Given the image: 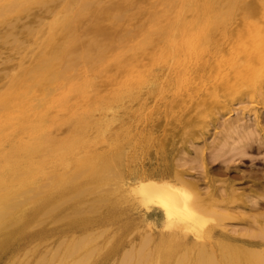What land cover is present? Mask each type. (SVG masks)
Wrapping results in <instances>:
<instances>
[{
    "label": "rangeland",
    "instance_id": "1",
    "mask_svg": "<svg viewBox=\"0 0 264 264\" xmlns=\"http://www.w3.org/2000/svg\"><path fill=\"white\" fill-rule=\"evenodd\" d=\"M0 1V8H3V6H6L9 3L11 4L13 2V0ZM43 1L49 2L51 7L50 15L49 13H41L40 11H38L39 4ZM66 1L64 2V0H21L19 1L17 7H11L10 12L0 9L1 11L3 10V12L0 13V89L3 88L2 90H0V95L3 93V96L0 97V197L2 196V199H0V213L2 210L3 213L0 215H4V217H16L20 210L30 209L32 207L31 202H33L34 199L38 196L36 194H39V192L41 191L47 190L45 188H54L48 184L50 176L52 179L54 175H57L59 172L62 174H67L71 172V169H68L69 166L66 167L59 161L52 160L49 157L46 149L33 147V145L36 144V142L38 141H43L44 144H49L51 148L56 150L59 147H56L57 144L59 145V142L62 143V141L72 136V134H74L75 132H80L83 130V150H81L83 151V161L84 159L86 160V155L96 153L97 155H99L98 158H96L95 160L96 164L102 161H106V166L105 169L103 168L104 170L101 169L103 171L100 170V178L85 181V176L91 169L88 168L87 165H84L83 162V174L85 175L83 177V190L86 189V192L84 193L83 191V194H81L80 196H72V193H70L67 188H64L66 192L60 196H57L58 199L54 201L55 204L53 203V205L55 206L53 211L51 210L49 214L46 213L44 215L45 217L48 215L52 218H56V221H58L57 223H54L51 217H49L41 224L40 222H38L39 220H41V218L36 217L33 221H31L32 223L29 224L32 225L34 224V222L37 221L36 225H32L33 228L31 226L29 227V225L25 226L26 229L31 232L39 225H43L45 228L52 230V234L46 235L40 239H29L25 243H21L19 242L18 238L15 237L14 233H16L18 229L21 228L20 226H22V223L14 220L15 222L11 224L12 226H9L8 228L6 227V229L8 230H4L3 228L2 231L4 230V232L2 233V231H0V233L3 235L2 237H9V240L8 245H5L3 247L0 246V264H39L40 262H42L41 264H55V262L57 264H118V262L119 264H134L136 258L135 260L134 258H132L126 263L122 262L121 259L123 256V252L132 248L131 242L129 241H138L139 226L135 222V220L128 213L125 212L123 204L115 203L116 197L112 196L111 198H108L111 194H106L105 189L110 186L107 184L106 185L108 187H106L105 184L103 185V179L108 178L109 182L112 183L113 181L117 180L116 178H120L121 175L126 174L131 169L138 167L141 164H147L150 159L155 160L156 157H163L168 159L167 163H169V165L189 171L188 174H190L188 175V177L191 179L198 180V187H200L202 190L207 188V181L205 178L202 179L201 176L204 169H207L209 174L212 175V177L214 176V178L216 179L215 184L219 186L221 185V183L223 184L224 180L227 178L235 179L237 182L234 187H236L238 191H242V189H245L246 193L248 192L249 188H256V185L253 186V183L259 182L261 183V185H264V178L262 177V175H264V64L258 61L257 59H247V57L253 56L260 37L264 36V1L214 0L216 3H218L217 5L219 6L218 7L214 5V9L218 7L214 10L211 7L213 6L211 5L212 0H199V5H197V0H192L191 3H188L189 0H118L123 4V10L121 12L122 14L120 17L122 19H115L114 17L103 18L97 22V25L104 32L111 34L120 33L123 30L127 32V39L126 41L115 42L116 45L115 43L113 44L110 53L112 54L113 50L114 53L105 60L98 63L99 65L97 64L96 66L99 67L94 66L96 68H99L96 69L97 71L99 70L98 72L95 69L93 70L94 67L90 68L83 66L82 68L81 66H78L77 71L75 72V75L73 77V82H75L76 84V89L74 90H71L69 88L70 78H68L67 80V76L69 77L68 72L60 73L58 70L60 68L59 65L54 64L53 62H51V64H53V69L51 67L50 71L53 70L55 74L52 72H48L49 70L46 67L44 68V66L42 65L44 63H50L47 58L50 52L55 47L63 45L64 42L62 43V41L65 40V38L67 40V37H69V35H67L66 33L68 32L67 27L69 24H72L74 17H76V14L82 9L84 12L85 6L91 2L92 4H94L93 9L91 10V17L94 18L97 11L100 9V7L104 4V1L106 0ZM156 1L157 5L159 6H155ZM194 1L196 2L195 4L198 6L197 9L193 7ZM181 2L185 4V6L183 7H186V10L181 7ZM207 2H209L210 4H205ZM223 2H225L226 4ZM222 3L224 6L222 5ZM259 4L261 5L259 6ZM155 7L157 8L158 12L156 11ZM56 8H58V10ZM53 10L56 12H53ZM14 11L16 13H14ZM28 11L30 12L28 13ZM166 11L169 13L170 16ZM198 11H202L201 14L203 16L205 15V17L203 18V16H201ZM151 12H153L154 14ZM164 14H167V16H165ZM154 17L157 18V21L159 19V21H155ZM178 17L181 18L178 19ZM52 18L57 19V23L54 25L55 28L54 26L52 27L54 29V32L53 29H51L52 31L50 30V34H46L45 29H48L47 32L49 31L50 27L48 26V21H50ZM199 19H201L202 21ZM198 21H201V23L203 24H199ZM151 23L153 24L152 26H150ZM141 25H146L145 27L147 28V31H145V27L143 28V26L141 27ZM197 25H199V27ZM31 26L34 29H32ZM178 26H180V29H178ZM9 28V31L11 32H7ZM140 28L142 30H140ZM143 29L145 31L144 34L142 32ZM30 30H32V32ZM242 30L244 31V33ZM31 33L33 35H31ZM44 33L46 34V36ZM174 34H176V36ZM216 35L219 36L217 37ZM140 37L141 39H139ZM184 37L189 38L186 39ZM191 37L195 38L190 39ZM182 39H186L187 42L190 41L189 43H191L192 45V48H189L190 50L187 49L189 46L186 44V41L185 44L184 41L182 43L183 45L181 44ZM40 41L42 42L40 43ZM169 41L170 43H168ZM173 41H176V44H174L175 42ZM171 44H173V48ZM184 45H187L188 47L185 48L186 46ZM183 46L186 51L182 49ZM36 47L38 51L36 50ZM133 50H135L136 52ZM180 50L186 52L185 56L187 57L184 56V53H179ZM187 50L191 51V53L187 52ZM129 51L130 54L128 53ZM171 51L173 52V55L171 54ZM125 52L127 54H125ZM233 54L235 55V58ZM30 56L31 59L29 58ZM174 57H178V59ZM216 60L218 62H216ZM21 61L23 62L21 63ZM231 61L233 62L231 63ZM27 62L28 64H25ZM173 62L175 63V65ZM224 62H226V64ZM39 64H42L41 68ZM169 64L172 66V68H170ZM183 64L185 65L183 66ZM181 65L183 66L185 71H183ZM18 66L22 69H19ZM179 66L182 68V70ZM250 66L254 68L253 74L249 73L248 67ZM28 68L30 69L29 71ZM167 68H170L168 72ZM88 69L89 71L91 70V73H89ZM36 70L38 71V73ZM87 71L89 73L88 75H86ZM177 71L178 74L175 73ZM24 72L30 74H25ZM58 72L59 75L61 74V76L58 75ZM22 73H24L23 77L20 76V74ZM179 73L183 75V77H179ZM62 74L63 76L67 74L65 75L66 81L65 79H63L64 77H62ZM136 74L139 78L136 76ZM12 75H15V77H13ZM55 75L56 77H54ZM17 77L21 80L15 79ZM100 77L102 78L101 82ZM245 78H247L248 80ZM10 79H12L11 82H9ZM111 79H113L112 82ZM14 80L15 82L13 83L15 84L13 85L12 81ZM16 80L19 81V83H17ZM181 81L183 82L182 86L180 83ZM7 82L10 84L7 85ZM16 83L18 85H16ZM20 83L23 84H21L20 86ZM37 83H39L38 87ZM41 83H44V85ZM28 84L29 86H27ZM11 85L13 88H11ZM178 85H180L181 87L178 88ZM6 88L8 89V92L10 91V95L8 96ZM9 88H11L12 90H14V88L16 89L13 91V93L12 90ZM176 89L177 91L180 90L181 92L175 91ZM3 91L6 93H4ZM18 91L20 94L18 93ZM158 92L160 93L158 94ZM49 93L52 96H50ZM4 94H6V96ZM172 96L175 97L173 98ZM154 98L157 100L155 101ZM18 99L20 101H18ZM153 100L155 101L154 104ZM168 100L171 101L169 102ZM9 101H11L12 104ZM4 105L6 107H4ZM164 106L168 107L165 108ZM33 109H35V111ZM36 110L39 113H37ZM147 111L148 113H146ZM15 112H18V114H15ZM144 115L146 117H144ZM147 115L150 116V118H148ZM28 123L32 124L29 125ZM106 124L108 128L106 127ZM42 126L44 130L41 128ZM144 127L146 129H144ZM36 133L37 135L35 137ZM136 135L140 138H136ZM64 136H66V138ZM151 138L153 140H151ZM160 142L163 144L161 145ZM133 144L135 145L133 146ZM142 153H144V155ZM43 157L46 159L44 160ZM186 157L189 159L187 160ZM6 158H8L9 160L11 159L10 161L12 162V164L10 163V161H7ZM38 162H41L43 168L48 171V175L44 174L41 176L40 174L39 178H42V182L39 185L40 187L36 185L37 188H34V183L32 184L34 186H32L31 183L23 185V183H21L19 180L25 177L29 169L33 168V166ZM19 165L21 168L19 167ZM109 166L114 169L109 168L107 169V172H105L106 168H108ZM69 168H71V166ZM108 170H110V173ZM20 171H22L21 175L19 174ZM54 171L55 173H53ZM111 172H113V175L116 174V176H114L115 178L111 175ZM104 173L106 175H109V177L106 176ZM251 173H257V178L254 179L253 177L252 179V177H250L248 179H243L238 176ZM49 174L51 175L49 176ZM111 177L113 179H110ZM92 183L94 184L92 185ZM85 186L88 187V190L87 188H85ZM24 187L26 189H24ZM28 190H30V193H25ZM99 190L102 194L99 192ZM9 194L10 197L7 199L9 200L11 196H13L10 201H14V206H11L12 203H10V201H8V205L7 199H4L6 196H9ZM22 194H24V196ZM70 195L75 200H70ZM20 196L22 198H25V196H29L30 198L26 197L25 199H21ZM254 196L257 198L254 199ZM16 197H19L20 199ZM98 197L101 199L103 198L102 200L105 201H102ZM250 197H252L253 200L258 199V197L262 199V196H260V194H258V196L250 195ZM13 198L17 199V203L16 200H14ZM23 200H26L27 203ZM86 200L89 201H87L88 203H90L89 206L88 203L85 202ZM19 202H21L20 205ZM82 203H84V205ZM70 204H72V207ZM93 205L96 207V209L98 208V206H100V208L97 209L99 210V212L95 211L96 209H94ZM2 206L3 208H1ZM59 206H61L60 209ZM82 208H84L85 210H83ZM74 209L76 211V214ZM258 210L263 211L264 208H260ZM81 211L83 212L81 213ZM64 212L66 213V215ZM83 213H85V215ZM63 215H65L67 218ZM80 215L83 216L82 224H78L77 226L72 227L71 231L69 232H60L61 229L69 228L71 225L75 224L74 221ZM49 222L53 223L50 224ZM226 224L227 225L224 226L227 227V230L231 229L230 232H228L234 235L238 234V232H243L246 230L252 231L256 228L254 226L248 227L247 225L237 222L235 220H227ZM95 226L96 228H94ZM105 227H107L108 229L106 228L104 230ZM102 228L103 232L100 231L102 230ZM90 230L93 231L91 232ZM231 231H233V233ZM96 233H98L100 237ZM82 234L84 235V237H82ZM91 234H96V236L92 235L91 237ZM130 234L132 235L129 236ZM86 235V240L88 239L90 241H87L89 242L88 244L85 240ZM88 235H90V238L92 239L95 237L94 241H91ZM41 240L44 241V243H42ZM61 240H64V242L62 243ZM73 241L75 243H73ZM85 242L87 246H84ZM31 244H34L35 247H32ZM57 245L59 247H57ZM66 245L67 248L65 247ZM82 245L84 247H82ZM94 245H97L98 247ZM28 246L30 248H28ZM92 246H94V248H92ZM26 247L29 250H27ZM75 248H78V250ZM90 248L92 250L95 248L96 249L92 252ZM136 248L133 249L135 252L133 251L132 254L140 256L143 254V252L145 253V250H143L144 248H140L138 244ZM32 249H35L33 250L34 252L31 251ZM26 250L27 253L25 252ZM32 252L35 253V255ZM22 253H26L25 256H23ZM41 253L44 254L45 257ZM85 254L88 255L86 256ZM29 256H31V259L29 258ZM24 258L26 259V261H24ZM44 258L46 259V261L44 260ZM59 258H61V261H59ZM38 259H40V261ZM81 259H86L87 261ZM27 260H29V262ZM50 260H52V262ZM71 260H73L74 262Z\"/></svg>",
    "mask_w": 264,
    "mask_h": 264
},
{
    "label": "bare ground",
    "instance_id": "2",
    "mask_svg": "<svg viewBox=\"0 0 264 264\" xmlns=\"http://www.w3.org/2000/svg\"><path fill=\"white\" fill-rule=\"evenodd\" d=\"M21 0H13V2L6 6H3L4 11H9L11 10V7H17L18 3ZM66 0H64L65 2ZM170 1V0H169ZM199 0H197V5H199ZM264 1V0H263ZM1 2V1H0ZM62 2V3H64ZM67 2V1H66ZM163 2V1H162ZM191 3L192 0H189L188 3ZM234 2V1H233ZM81 3V2H79ZM100 3V2H99ZM103 3V1H102ZM167 3V2H166ZM169 3V2H168ZM196 2L194 1V8L197 9L198 6L195 4ZM225 3V2H223ZM222 3V5H223ZM101 4V3H100ZM178 4V3H177ZM205 4H210L209 2L205 3ZM218 3H216L214 0H212V4L213 6L212 9H214V5H217ZM226 4V3H225ZM5 5V4H2ZM93 5L91 2L89 4H87L85 6L84 12L83 9L80 10L77 14L76 17H74V20L72 22V24H69L67 27V35H69V37H67V40L65 42V40L62 41V43L64 42L63 45H59L57 47H55L50 54L48 55V60L50 61V63H42L41 65L44 66V68L46 67L49 71L48 72H52L54 73V71H50L51 67L53 69V64H51V62H53L54 64L59 65V72H68L69 77L67 76V80L68 78H70L69 80V88L71 90L76 89L75 87V82H73V77L75 75V72L77 71V67L81 66L83 68L84 67H90L93 68L94 66H96L98 63H100L101 61L105 60L106 58H108L110 55H112L114 53L111 54V48L113 46V44L117 41H126L127 39V32L123 31L120 33H107L104 32L98 25L97 22L103 18H112L114 17L115 19H118L121 17V12L123 10V4L118 1V0H106L104 1V4L100 7V9L97 11L96 15L94 18L91 17V10L93 9ZM157 5V1L155 6ZM172 5V2H171ZM207 5V6H208ZM232 5V4H231ZM261 4H259L260 6ZM61 6V5H60ZM159 6V5H157ZM170 6V5H169ZM185 6L184 3L181 2V7ZM187 6V5H186ZM224 6V5H223ZM68 7V6H67ZM99 7V6H97ZM132 7V6H131ZM219 7V6H218ZM216 7V8H218ZM140 8V7H138ZM156 8V7H155ZM184 9L186 7H183ZM208 8V7H207ZM206 8V9H207ZM215 8V9H216ZM229 8V7H228ZM50 4L48 1H43L39 4V9L38 11H40L41 13H49L50 15ZM58 10V8H56ZM55 9V10H56ZM75 9V8H74ZM154 9V7H153ZM214 9V10H215ZM3 10H0V13L3 12ZM16 10V9H15ZM56 10V11H57ZM97 10V9H96ZM137 10V9H136ZM135 10V11H136ZM186 10V9H185ZM209 10V9H208ZM223 10V9H222ZM228 10V9H227ZM238 10V9H237ZM13 11V9H12ZM53 10V12H56ZM154 11V10H153ZM156 11L158 12L157 8ZM203 11V10H202ZM201 11V12H202ZM205 11V9H204ZM224 11V10H223ZM226 11V10H225ZM30 11H28L29 13ZM167 12V11H166ZM172 12V11H171ZM186 12V11H185ZM200 14L201 12L198 11ZM213 12V11H212ZM233 12V10H232ZM249 12V11H248ZM247 12V13H248ZM6 13V12H5ZM14 13H16L14 11ZM13 13V14H14ZM153 13V12H151ZM168 13V12H167ZM184 13V12H183ZM198 13V14H199ZM205 13V12H204ZM219 13V12H218ZM251 13V12H250ZM54 14V13H52ZM150 14V13H149ZM148 14V17H149ZM154 14V13H153ZM180 14V13H179ZM190 14V13H188ZM193 14V13H192ZM68 15V14H67ZM94 15V14H93ZM92 15V16H93ZM165 16H167V14H164ZM169 15V13H168ZM181 15V14H180ZM179 15V16H180ZM241 15V14H240ZM244 15V14H243ZM251 15V14H250ZM254 15V14H253ZM60 16V15H59ZM161 16V15H160ZM170 16V15H169ZM168 16V17H169ZM201 16H203L201 14ZM218 16V15H217ZM230 16V15H229ZM245 16V15H244ZM45 17V15H44ZM53 17V16H52ZM147 17V18H148ZM205 17V15L203 16V18ZM234 17V15H233ZM250 17V16H248ZM254 17V16H253ZM258 17V16H257ZM161 18V17H160ZM181 18V17H180ZM178 17V19H180ZM201 18V17H200ZM122 19V18H120ZM155 21H157V18H155ZM177 19V20H178ZM218 19V18H217ZM223 19V18H222ZM235 19V18H234ZM126 20V19H124ZM147 20V19H146ZM201 20V19H199ZM206 20V19H205ZM220 20V19H219ZM259 20V19H258ZM159 21V19H158ZM157 21V22H158ZM172 21V20H171ZM170 21V22H171ZM202 21V20H201ZM201 21L199 22V24L201 23ZM221 21V20H220ZM223 21V20H222ZM235 21V20H234ZM12 22V21H11ZM28 22V21H27ZM127 22V21H126ZM189 22V20H188ZM10 23V22H9ZM22 23V22H21ZM37 23V22H36ZM57 23V19L56 18H52L50 21H48V26L49 31L47 32L48 29L46 30V34L52 31L51 29H53L52 27ZM179 23V22H178ZM236 23V22H235ZM29 24V23H28ZM64 24V22H63ZM121 24V23H120ZM146 24V22H145ZM148 24V23H147ZM185 24V23H184ZM203 24V23H201ZM227 24V23H226ZM153 24L151 23L150 26H152ZM188 25V24H187ZM207 25V24H206ZM220 25V24H219ZM9 26V25H8ZM30 26V25H28ZM34 26V25H33ZM143 26V28L146 26L141 25V27ZM149 26V27H150ZM199 27V25H197ZM222 26V25H221ZM256 26V25H255ZM32 27V26H31ZM43 27V26H42ZM41 27V28H42ZM131 27V26H130ZM129 27V28H130ZM185 27V26H184ZM237 27V26H236ZM11 28V27H10ZM10 28L8 29L7 32H11L9 31ZM55 28V26H54ZM84 28V29H83ZM136 28V27H135ZM186 28V27H185ZM219 28V27H218ZM30 29V27H29ZM32 29H34L32 27ZM124 29V28H123ZM145 31H147V28L145 27ZM152 29V28H151ZM178 29H180V26H178ZM238 29V28H237ZM259 29V28H258ZM51 30V31H50ZM140 30H142L140 28ZM195 30V29H194ZM244 30V29H243ZM242 30V31H243ZM32 32V30H30ZM56 31V30H55ZM144 29H143V34H144ZM175 31V30H174ZM177 31V30H176ZM184 31V29H183ZM204 31V30H202ZM54 32V29H53ZM58 32V31H57ZM64 32V31H62ZM116 32V31H115ZM139 32V31H137ZM136 33V32H135ZM150 33V32H149ZM169 33V32H168ZM174 33V32H173ZM185 33V31H184ZM218 33V32H217ZM241 33V32H240ZM244 33V31H243ZM8 34V33H7ZM45 34V33H44ZM45 34V36H46ZM53 34V33H52ZM59 34V33H58ZM131 34V33H130ZM181 34V33H180ZM190 34V33H188ZM192 34V33H191ZM227 34V33H226ZM31 35H33L31 33ZM62 35V34H61ZM138 35V34H136ZM148 35V34H147ZM176 36V34H174ZM173 35V36H174ZM184 35V34H183ZM210 35V34H209ZM215 35V34H214ZM258 35V34H257ZM262 35V33H261ZM43 36V35H42ZM41 36V37H42ZM172 36V37H173ZM179 36V35H178ZM188 36V35H187ZM191 36V35H189ZM195 36V34H194ZM197 36V35H196ZM217 36V35H216ZM219 36V35H218ZM217 36V37H218ZM50 37V36H49ZM144 37V36H143ZM34 38V37H32ZM175 38V37H174ZM177 38V37H176ZM182 38V37H181ZM180 38V40H181ZM186 38V37H184ZM189 37H187L186 39H188ZM195 38V37H193ZM192 37L190 39H193ZM198 38V37H197ZM226 38V37H225ZM237 38V37H236ZM43 39V38H42ZM62 39V38H61ZM141 39V37L139 38ZM163 39V38H162ZM171 39V38H170ZM178 39V38H177ZM182 39L181 44L184 41L187 42V40ZM138 40V39H137ZM174 40V39H173ZM196 40V39H195ZM43 41V40H42ZM40 41V43L42 42ZM56 41V40H55ZM54 41V42H55ZM61 41V40H60ZM168 41V40H167ZM6 42V41H5ZM31 42V41H30ZM46 42V41H45ZM132 42V41H131ZM154 42V41H153ZM174 44H176V41ZM190 42V41H189ZM187 42V45L185 48L189 49L192 48L191 43ZM213 42V41H211ZM228 42V41H227ZM12 43V42H11ZM14 43V42H13ZM35 43V42H33ZM37 43V42H36ZM39 43V42H38ZM125 43V42H123ZM127 43V42H126ZM137 43V41H136ZM170 43V41L168 42ZM172 43V42H171ZM193 43V42H192ZM248 43V41H247ZM52 44V43H49ZM208 44V43H207ZM116 45V43H115ZM154 45V44H153ZM166 45V43H165ZM172 48H173V44ZM183 45V44H182ZM191 45V46H190ZM215 45V44H214ZM49 46V45H48ZM47 46V47H48ZM119 46V45H118ZM117 46V47H118ZM126 46V45H125ZM123 46V47H125ZM132 46V45H130ZM134 46V45H133ZM178 46V45H177ZM181 46V45H180ZM184 51L185 50V48ZM211 46V45H209ZM241 46V45H240ZM50 47V46H49ZM48 47V48H49ZM121 47V46H120ZM119 47V48H120ZM169 47V46H168ZM215 47V46H214ZM246 47V46H245ZM34 48V47H33ZM139 48V46H138ZM143 48V47H142ZM208 48V47H207ZM35 49V48H34ZM46 49V48H45ZM127 49V48H126ZM133 49V48H132ZM136 49V48H135ZM214 49V48H213ZM240 49V48H239ZM238 49V50H239ZM37 50V47H36ZM35 50V52H36ZM49 50V49H47ZM122 50V49H121ZM120 50V51H121ZM137 50V49H136ZM149 50V49H147ZM174 50V49H173ZM190 50V49H189ZM187 50V52H190ZM192 50V49H191ZM220 50V49H219ZM38 51V50H37ZM41 51V50H40ZM125 51V50H124ZM123 51V52H124ZM135 51V50H133ZM217 51V50H216ZM233 51V50H232ZM248 51V50H247ZM45 52V51H44ZM117 52V50H116ZM127 52V51H126ZM125 52V54H127ZM136 52V51H135ZM161 52V51H160ZM163 52V51H162ZM169 52V51H168ZM175 52V51H174ZM185 53L183 51H179V53ZM222 52V51H221ZM231 52V51H230ZM43 53V52H42ZM130 54V51L128 52ZM173 52L171 51V54ZM206 53V52H205ZM208 53V52H207ZM234 53V52H233ZM242 53V52H241ZM20 54V53H19ZM38 54V53H37ZM144 54V53H143ZM142 54V55H143ZM176 54V53H175ZM240 54V53H239ZM238 54V55H239ZM23 55V54H22ZM45 55V54H44ZM173 55V54H172ZM180 55V54H178ZM191 55V54H189ZM234 55V54H233ZM124 56V55H123ZM130 56V55H129ZM144 56V55H143ZM156 56V55H155ZM159 56V55H158ZM167 56V55H166ZM171 56V55H170ZM175 56V55H174ZM177 56V55H176ZM26 57V56H25ZM24 57V58H25ZM39 57V56H38ZM183 57V56H182ZM180 57V58H182ZM187 57V56H185ZM206 57V56H205ZM28 58V57H27ZM31 59V56L29 57ZM28 58V59H29ZM46 58V59H47ZM141 58V57H140ZM139 58V59H140ZM144 58V57H143ZM156 58V57H155ZM171 58V57H170ZM176 59H178V57H174ZM173 58V59H174ZM179 58V59H180ZM208 58V57H207ZM215 58V57H214ZM235 58V55H234ZM145 59V58H144ZM152 59V58H151ZM171 59V60H173ZM248 60L251 59H257L258 61L262 62L264 64V36H261L259 39V42L257 43V47L254 51V54L252 57H247ZM17 60V59H16ZM20 60V59H19ZM18 60V61H19ZM34 60V59H33ZM155 60V59H154ZM153 60V61H154ZM175 60V59H174ZM186 60V59H185ZM228 60V59H227ZM24 61V60H23ZM21 61V63L23 62ZM39 61V60H38ZM108 61V60H107ZM115 61V60H114ZM121 61V60H120ZM204 61V60H203ZM37 62V60H36ZM43 62V61H42ZM47 62V61H46ZM126 62V61H125ZM148 62V61H147ZM178 62V61H177ZM176 62V63H177ZM186 62V61H185ZM190 62V61H189ZM216 62H218L216 60ZM221 62V61H220ZM233 61H231L232 63ZM17 63V62H16ZM30 63V61H29ZM127 63V62H126ZM159 63V61H158ZM174 63V62H173ZM179 63V62H178ZM226 64V62H224ZM236 63V62H235ZM25 64H28L25 63ZM37 64V63H36ZM139 64V62H138ZM156 64V63H155ZM165 64V63H164ZM171 64V63H170ZM169 64V65H170ZM40 65V64H39ZM40 65V68H41ZM99 65V64H98ZM128 65V64H127ZM149 65V64H148ZM159 65V64H158ZM175 65V63H174ZM185 64H183L184 66ZM199 65V64H198ZM202 65V64H201ZM224 65V64H223ZM27 66V65H26ZM55 66V65H54ZM125 66V65H124ZM183 66L181 65V67L183 68ZM188 66V65H187ZM264 66V65H263ZM19 67V66H18ZM99 67V66H96ZM94 67L93 70L95 69H99ZM169 67V66H168ZM175 67V66H173ZM180 67V66H179ZM180 67V68H181ZM222 67V66H221ZM21 67H19L20 69ZM26 68V67H25ZM30 68V67H29ZM28 68V71L30 70ZM56 68V67H55ZM89 68V69H90ZM124 68V67H123ZM143 68V67H142ZM170 68H172V66L170 65ZM170 68H167V72L168 70H170ZM181 68V70H182ZM202 68V67H200ZM218 68V67H217ZM16 69V68H14ZM22 69V68H21ZM24 69V68H23ZM36 69V67H35ZM34 69V70H35ZM46 69V71H47ZM88 69V71H89ZM199 69V68H198ZM238 69V68H237ZM249 69V73L253 74L254 73V68H252L251 66L248 67ZM4 70V69H3ZM56 70V69H54ZM178 70V69H177ZM180 70V69H179ZM205 70V69H204ZM233 70V69H232ZM10 71V70H9ZM15 71V70H14ZM27 71V70H25ZM37 71V70H36ZM87 74L91 73L89 71ZM97 71V70H96ZM95 71V72H96ZM99 71V70H98ZM97 71V72H98ZM121 71V70H120ZM117 71V72H120ZM158 71V70H157ZM183 71L184 68H183ZM182 71V74H183ZM200 71V70H199ZM202 71V70H201ZM238 71V70H237ZM241 71V70H240ZM21 72V71H18ZM31 72V71H30ZM34 72V71H32ZM43 72V70H42ZM58 72V75H59ZM116 72V71H115ZM138 72V71H137ZM239 72V71H238ZM25 73V72H24ZM24 73L20 74V76L23 77ZM27 73V72H26ZM25 73V74H26ZM36 73V72H35ZM38 73V71H37ZM178 74V71L175 72ZM199 73V72H198ZM6 74V73H5ZM16 74V73H15ZM30 74V73H27ZM41 74V73H40ZM47 74V73H46ZM45 74V76H46ZM55 74V73H54ZM83 74V73H82ZM157 74V73H156ZM162 74V73H161ZM176 74V75H177ZM36 75V74H35ZM51 75V74H50ZM67 75V74H65ZM63 79H65L66 76ZM80 75V74H79ZM78 75V76H79ZM135 75V73H134ZM180 75V76H179ZM179 77H183V75H181L179 73ZM13 76V75H12ZM33 76V75H30ZM28 76V77H30ZM61 76V74L59 75ZM117 76V75H116ZM137 76V74H136ZM135 76V77H136ZM143 76V75H141ZM164 76V75H163ZM166 76V75H165ZM173 76V75H172ZM187 76V74H186ZM196 76V75H195ZM7 77V76H6ZM15 77V75L13 76ZM27 77V78H28ZM53 77V76H52ZM56 77V75L54 76ZM103 77V76H102ZM138 77V76H137ZM46 78V77H44ZM51 78V77H50ZM113 78V77H112ZM139 78V77H138ZM174 78V77H173ZM172 78V79H173ZM202 78V77H201ZM15 79H19L18 77ZM91 79V78H90ZM154 79V78H153ZM179 79V78H178ZM187 79V78H186ZM195 79V78H193ZM203 79V78H202ZM247 79V78H245ZM12 79L9 80V82H11ZM17 83H19V81H17ZM21 80V79H19ZM34 80V79H33ZM53 80V79H52ZM62 80V79H61ZM102 78L100 77V82H101ZM113 79H111L112 82ZM164 80V79H163ZM182 80V78H181ZM248 80V79H247ZM7 81V79H6ZM42 81V80H39ZM49 81V80H48ZM63 81V80H62ZM66 81V79H65ZM159 81V80H158ZM161 81V80H160ZM185 81V78H184ZM4 82V81H3ZM15 82L12 81V83ZM24 82V81H23ZM36 82V81H35ZM143 82V81H142ZM153 82V80H152ZM171 82V81H170ZM8 83V82H7ZM6 83V84H7ZM16 83V85H18ZM28 83V82H26ZM31 83V82H30ZM33 83V82H32ZM181 86H182V81L180 82ZM191 83V82H190ZM5 84V85H6ZM10 83H8L7 85H9ZM15 83H13L14 85ZM23 83H20V86ZM37 83V87H38ZM44 85V83H41ZM64 84V83H63ZM91 84V82H90ZM127 84V83H126ZM46 85V84H45ZM48 85V84H47ZM50 85V83H49ZM48 85V86H49ZM145 85V84H144ZM156 85V84H155ZM164 85V84H163ZM1 86V85H0ZM29 86V84L27 85ZM34 86V85H33ZM40 86V85H39ZM55 86V85H54ZM140 86V85H138ZM180 88L181 86L178 85ZM197 86V85H196ZM195 86V87H196ZM264 86V84H263ZM7 87V86H6ZM85 87V86H84ZM11 88L12 85H11ZM9 88V89H11ZM20 88V87H19ZM47 88V87H46ZM103 88V87H102ZM161 88V87H160ZM164 88V87H163ZM162 88V89H163ZM200 88V87H199ZM3 89V88H2ZM0 89V90H2ZM5 89V87H4ZM7 89V88H6ZM16 88H14L15 90ZM125 89V88H124ZM175 89V88H174ZM198 89V88H197ZM232 89V88H231ZM230 89V90H231ZM239 89V88H238ZM261 89V88H260ZM12 90V89H11ZM12 90V92L14 91ZM20 90V89H19ZM24 90V89H23ZM29 90V89H28ZM53 90V89H51ZM50 90V93H51ZM101 90V89H99ZM55 91V90H54ZM152 91V90H150ZM177 91V89L175 90ZM180 91V90H179ZM177 91V92H179ZM205 91V90H204ZM212 91V90H211ZM210 91V92H211ZM4 92V91H3ZM61 92V91H60ZM176 92V93H177ZM181 92V91H180ZM200 92V91H199ZM6 93V92H4ZM7 96L10 95V91L8 92L7 89ZM14 93V92H13ZM12 93V94H13ZM19 93V91H18ZM28 93V92H27ZM49 93V94H50ZM151 93V92H150ZM160 92H158L159 94ZM20 94V93H19ZM30 94V93H29ZM63 94V93H62ZM162 94V93H161ZM178 94V93H177ZM6 96V94H4ZM22 95V94H21ZM59 95V94H58ZM94 95V94H92ZM246 95V94H245ZM248 95V94H247ZM3 96V93L0 95V97ZM15 96V95H14ZM19 96V95H18ZM17 96V97H18ZM50 96H52L50 94ZM157 96V95H156ZM155 96V97H156ZM160 96V95H159ZM11 97V96H10ZM28 97V96H27ZM58 97V96H57ZM158 97V96H157ZM173 98L175 96H172ZM207 97V96H205ZM224 97V96H223ZM246 97V96H245ZM248 97V96H247ZM3 98V97H2ZM34 98V97H33ZM38 98V97H37ZM43 98V97H42ZM41 98V99H42ZM49 98V97H48ZM90 98V97H89ZM144 98V97H143ZM159 98V97H158ZM30 99V98H29ZM36 99V98H35ZM114 99V98H113ZM146 99V97H145ZM222 99V98H221ZM240 99V98H239ZM238 99V100H239ZM47 100V99H46ZM154 100L156 101L157 99L154 98ZM153 100V101H154ZM172 100V98H171ZM171 100H168L169 102ZM248 100V99H247ZM245 100V101H247ZM18 101H20L18 99ZM124 101V99H123ZM155 101L153 102V104L155 103ZM167 101V102H168ZM192 101V99H191ZM244 101V102H245ZM11 102V101H9ZM8 102V103H9ZM35 102V101H34ZM42 102V101H41ZM46 102V101H45ZM65 102V100H64ZM107 102V101H106ZM166 102V103H167ZM168 102V103H169ZM242 102V100H241ZM240 102V103H241ZM255 102V101H254ZM2 103V102H1ZM6 103V102H5ZM123 103V102H122ZM191 103V102H190ZM12 104V102H11ZM20 104V103H19ZM35 104V103H34ZM126 104V103H125ZM165 104V103H164ZM170 104V103H169ZM237 104V103H236ZM3 105V104H2ZM10 105V104H9ZM29 105V104H28ZM47 105V104H46ZM59 105V104H58ZM64 105V104H63ZM188 105V104H187ZM234 105V104H233ZM7 106V104H6ZM4 105V107H6ZM19 106V105H18ZM121 106V104H120ZM170 106V105H169ZM3 107V106H2ZM21 107V106H20ZM32 107V106H31ZM36 107V105H35ZM44 107V106H41ZM47 107V106H46ZM153 107V105H152ZM151 107V108H152ZM165 107V106H164ZM168 107V106H166ZM165 107V108H166ZM187 107V106H186ZM200 107V106H199ZM243 107V106H242ZM19 108V107H18ZM22 108V107H21ZM20 108V109H21ZM128 108V107H126ZM15 109V108H14ZM17 109V108H16ZM42 109V108H41ZM57 109V108H56ZM148 109V108H147ZM150 109V108H149ZM172 109V107H171ZM233 109V108H232ZM3 110V108H2ZM19 110V109H18ZM35 111V109H33ZM40 110V109H37ZM36 110L37 113H39ZM49 110V109H48ZM104 110V109H103ZM128 110V109H127ZM140 110V108H139ZM138 110V111H139ZM165 110V109H164ZM168 110V109H167ZM166 110V111H167ZM14 111V110H13ZM17 111V110H16ZM51 111V110H50ZM18 114V112H15V114ZM107 113V112H106ZM148 113V111L146 112ZM162 113V112H161ZM189 113V112H188ZM7 114V113H5ZM13 114V113H12ZM20 114V113H19ZM103 114V113H102ZM144 114V113H143ZM165 114V112H164ZM218 114V113H217ZM24 115V114H23ZM22 115V116H23ZM6 116V115H5ZM143 116V115H142ZM148 116V115H147ZM199 116V115H198ZM144 117H146L144 115ZM143 117V118H144ZM16 118V117H15ZM18 118V117H17ZM20 118V117H19ZM111 118V117H110ZM148 118H150V116H148ZM158 118V117H156ZM155 118V119H156ZM167 118V117H166ZM205 118V117H204ZM3 119V116H2ZM145 119V118H144ZM178 119V118H177ZM186 119V118H185ZM5 120V119H4ZM21 120V119H20ZM19 120V121H20ZM24 120V119H23ZM26 120V118H25ZM32 120V119H31ZM41 120V119H40ZM73 120V119H72ZM158 120V119H157ZM166 120V119H165ZM18 121V119H17ZM153 121V120H152ZM189 121V120H188ZM26 122V121H25ZM4 123V122H3ZM152 123V122H151ZM165 123V122H164ZM29 125H31L30 123H28ZM104 124V123H103ZM188 124V123H187ZM22 125V124H21ZM138 125V124H137ZM145 125V124H144ZM59 126V125H58ZM64 126V125H63ZM77 126V124H76ZM75 126V127H76ZM98 126V124H97ZM101 126V125H100ZM7 127V126H6ZM24 127V125H23ZM95 127V125H94ZM105 127V126H104ZM107 127V124H106ZM143 127V126H142ZM5 128V127H4ZM8 128V127H7ZM6 128V129H7ZM13 128V127H12ZM43 129V126L41 127ZM108 128V127H107ZM137 128V127H136ZM34 129V127H33ZM71 129V128H70ZM73 129V128H72ZM144 129H146L144 127ZM26 130V129H25ZM44 130V129H43ZM138 130V129H137ZM140 130V128H139ZM138 130V131H139ZM189 130V129H188ZM232 130V129H231ZM39 131V130H37ZM70 131V130H69ZM90 131V130H89ZM164 131V130H163ZM6 132V130H5ZM47 132V131H46ZM142 132V131H141ZM144 132V131H143ZM150 132V131H148ZM147 132V133H148ZM160 132V131H159ZM105 133V132H104ZM110 133V132H109ZM134 133V132H133ZM139 133V132H138ZM98 134V133H97ZM131 134V133H130ZM143 134V133H142ZM149 134V133H148ZM250 134V133H249ZM37 133L35 134L36 137ZM44 135V134H43ZM49 135V134H48ZM51 135V134H50ZM69 135V134H68ZM140 135V134H139ZM144 135V134H143ZM158 135V134H157ZM67 136V134H66ZM66 136H64L66 138ZM134 136V135H133ZM145 136V135H144ZM63 137V138H64ZM136 138L139 136H135ZM34 138V137H33ZM48 138V137H46ZM53 138V137H52ZM140 138V137H139ZM144 138V137H143ZM153 138V137H152ZM151 138V140H153ZM54 139V138H53ZM91 139V138H90ZM124 139V138H123ZM161 139V138H160ZM20 140V139H19ZM22 140V138H21ZM24 140V139H23ZM48 140V139H47ZM136 140V139H135ZM134 140V141H135ZM139 140V139H138ZM58 141V140H57ZM159 141V140H158ZM162 141V140H161ZM36 142V141H35ZM89 142V141H88ZM93 142V141H92ZM143 142V141H142ZM151 142V141H150ZM4 143V142H3ZM59 142V145L57 144L56 147H58V149H53L51 148V146L49 144H44L43 141H38L36 142V144L33 145V147H37V148H44L47 150L49 157L52 160H56L59 161L60 163H62L64 166H71V168L68 167V169H71L70 173H58L57 175L52 174V179H51V174H49L50 176V180H48V184L54 188L52 189H48L45 188L47 190L45 191H36L39 192L37 198H31L34 199L32 203V207L28 210H20V212L17 214L16 217H4V215H0V231H2V229L4 228V230L6 229V227L8 228L9 226H12L11 224L13 222L19 221L20 223H22V226H20L21 228L18 229V231L15 234V237L18 238L19 242L21 243H25L26 241H28L29 239H40L46 235L52 234L53 231L49 230L47 228H45L43 225H39L37 228H35L33 231L29 232L25 226L29 225L30 223H32L31 221H33L36 217H40L41 220H39L38 222H40L41 224L49 217L51 216H44L46 213L49 214V212L54 209V205L55 204V200L58 199L57 196H60L62 194H64L66 191L64 190V188H67L68 191L70 193H72V196H80L81 194H83L86 192L85 190H83V177L85 176L83 173V162L84 165H87L88 168H90L91 172L89 171L86 174V178L85 181H90V180H94L95 178H100L99 176V172L101 169H105V163L106 161H102L98 164H96V158H98L99 155H97L96 153H92L89 155H86V160L84 159L83 161V130L80 132H75L74 134H72V136H70L69 138L65 139L64 141H62V143ZM29 144V143H28ZM153 144V142H152ZM160 144L162 145L163 143L160 142ZM115 145V144H113ZM112 145V146H113ZM135 144H133L134 146ZM142 145V144H141ZM155 145V144H154ZM3 146V145H2ZM110 146V145H109ZM160 146V145H159ZM111 147V146H110ZM150 147V146H149ZM146 148V147H145ZM19 149V148H18ZM144 149V146H143ZM157 149V148H156ZM202 149V148H200ZM29 150V148H28ZM146 150V149H145ZM26 151V149H25ZM34 151V150H33ZM43 151V149H42ZM164 151V150H161ZM14 152V151H13ZM144 152V151H142ZM158 152V150H157ZM19 153V152H18ZM23 153V152H22ZM28 153V151H27ZM36 153V152H35ZM42 154V153H40ZM47 154V153H46ZM144 155V153H142ZM218 154V153H217ZM142 155V156H143ZM46 156V155H45ZM141 156V157H142ZM47 157V156H46ZM85 157V156H84ZM115 157V156H113ZM118 157V156H117ZM184 157V156H183ZM9 158V157H8ZM8 158L7 161H10ZM15 158V156H14ZM18 158V156H17ZM187 158V157H186ZM200 158V157H199ZM20 159V158H19ZM40 159V158H39ZM43 159L45 160L46 158L43 157ZM145 159V158H144ZM189 158H187L188 160ZM195 159V158H194ZM30 160V159H29ZM43 160V162H44ZM48 160V158H47ZM167 158H161V157H156L155 160L150 159L149 162L147 164H141L139 165L138 163V167H135L133 169H131L129 172H127L126 174H123L120 176V178H116V181H113L112 183L109 182L108 178L103 179L102 184L104 185H109L110 187H108L106 185V187H108L107 189H105V193L106 194H111L108 198H111L112 196L116 197L115 203H120L123 204L124 208H125V212L128 213L134 220L135 222L138 224L139 226V237H138V241H129L131 242V247L128 250H125L123 252V256H122V262L126 263L128 261H130L132 258H136V261L134 262V264H264V210H258L260 208H264V185H261V183H253V186L256 185V188H249L248 192L246 193L245 189H242V191H238L235 186L236 184V180L235 179H225L224 183L219 186L215 184V178L214 176L212 177V175L209 174L207 169H204V171L202 172L201 176L202 179L205 178L207 181V188L202 190L200 187H198L199 182L198 180L195 179H191L188 177V172L185 169H181V168H177V167H173L171 165H169V163H167ZM178 160V159H177ZM183 160V159H182ZM186 160V159H185ZM184 160V161H185ZM31 161V160H30ZM114 161V160H113ZM175 161H176V157H175ZM197 161V160H196ZM1 162V161H0ZM6 162V161H5ZM47 162V161H45ZM108 162V161H107ZM116 162V161H115ZM144 162V160H143ZM7 163V162H6ZM10 163L12 164V162L10 161ZM8 163V164H10ZM14 163V162H13ZM19 163V162H18ZM51 163V162H50ZM104 163V164H103ZM22 164V163H21ZM117 164V163H115ZM135 164V162H134ZM180 164V163H179ZM178 164V165H179ZM184 164V162H183ZM18 165V164H17ZM111 165V164H110ZM177 165V164H176ZM4 166V164H3ZM6 166V165H5ZM14 166V165H13ZM28 166V165H27ZM60 166V165H59ZM175 166V165H174ZM20 167V165H19ZM63 167V166H62ZM5 168V167H4ZM21 168V167H20ZM28 168V167H27ZM86 168V167H85ZM114 169L111 166H109L108 168H106L105 172H107V169ZM2 169V168H1ZM29 169V168H28ZM49 169V168H48ZM103 169V170H104ZM61 170V169H60ZM59 170V171H60ZM89 170V169H88ZM101 170V171H103ZM10 171V170H9ZM67 171V170H66ZM110 173V170H108ZM16 172V170H15ZM201 172V171H200ZM247 172V171H246ZM249 172V171H248ZM22 171L19 172V174L21 175ZM48 173V171H46L41 162L36 163L33 168L29 169V171L24 174L25 177L21 178L19 181L21 183L24 184H30L31 185L34 183V188L37 186H39L42 182V178H39L40 174L42 175H46ZM55 173V171L53 172ZM57 173V172H56ZM108 173V174H109ZM105 174V173H104ZM119 174V173H118ZM117 174V175H118ZM200 174V173H199ZM257 173H251V174H244V175H238L241 178H250L254 177L257 178ZM7 175V174H6ZM23 175V174H22ZM48 175V174H47ZM106 175V174H105ZM111 175L114 177L116 176V174L113 175V172H111ZM8 176V175H7ZM16 176V175H15ZM13 176V177H15ZM19 176V175H17ZM109 177V175H106ZM237 176V177H238ZM262 177L264 178V175H262ZM47 178V177H46ZM115 178V177H114ZM12 179V178H11ZM110 179H113L112 177ZM238 179V178H237ZM10 180V179H9ZM115 180V179H114ZM218 180V179H217ZM246 180V179H245ZM254 181V180H253ZM257 181V180H256ZM2 182V181H1ZM4 182V180H3ZM12 182V181H11ZM251 183V184H252ZM11 184V183H10ZM94 183H92L93 185ZM250 184V186H251ZM19 185V184H18ZM16 185V186H18ZM21 185V184H20ZM89 185V184H88ZM14 186V185H13ZM47 186V185H46ZM11 187V186H10ZM40 187V186H39ZM44 187V186H42ZM91 187V186H90ZM2 188V187H1ZM9 188V187H8ZM16 188V187H15ZM14 188V189H15ZM30 188V187H29ZM37 188V187H36ZM51 188V187H49ZM85 188L88 187L85 186ZM24 189H26L24 187ZM2 190V189H1ZM33 190V189H32ZM35 190V189H34ZM38 190V189H36ZM92 191V190H91ZM10 192V191H8ZM7 192V193H8ZM14 192V191H13ZM30 193V190H28L25 193ZM94 192V191H93ZM96 192V191H95ZM99 192L101 193V191L99 190ZM104 192V191H103ZM24 193V192H22ZM35 193V192H33ZM16 194V193H15ZM20 194V193H19ZM91 194V193H90ZM102 194V193H101ZM258 194H260V196H262V199L258 197V199L253 200L252 197H250V195H256L258 196ZM14 195V194H13ZM17 195V194H16ZM24 196V194H22ZM26 195V194H25ZM30 195V194H29ZM35 195V197H36ZM6 196V195H4ZM15 196V195H14ZM18 196V195H17ZM70 195V200H75L73 197ZM2 197V196H1ZM0 197V199H2ZM10 197L6 196L4 199H7ZM13 196H11L12 198ZM21 197V196H20ZM29 197V196H25ZM32 197V195H31ZM34 197V196H33ZM10 198V199H11ZM18 199H20L19 197H16ZM13 198L14 200H16L17 203V199ZM22 198L21 199H25ZM30 198V197H29ZM78 198V197H77ZM96 198V197H95ZM99 198V197H98ZM254 199L257 197H253ZM10 199H7V203L9 205ZM97 199V198H96ZM101 199V198H99ZM103 199V198H102ZM101 199V200H102ZM60 200V199H59ZM100 200V201H101ZM27 203L26 200H23ZM22 201V204H23ZM58 201V200H57ZM88 200H86L85 202H87ZM95 201V200H94ZM105 201V200H102ZM1 202V201H0ZM3 202V200H2ZM14 201H10L11 206L15 205L13 203ZM84 202V203H85ZM89 202V201H88ZM87 202V203H88ZM97 202V201H96ZM21 202H19L20 205ZM57 203V202H56ZM70 203V202H69ZM81 203V202H80ZM84 203H82L84 205ZM105 203V202H104ZM102 203V204H104ZM63 204V203H62ZM90 203H88L89 206ZM107 204V203H106ZM1 205V204H0ZM3 205V204H2ZM27 205V204H26ZM25 205V207H26ZM64 205V204H63ZM72 207V204H70ZM96 205V203H95ZM98 205V204H97ZM6 206V205H5ZM62 206V205H61ZM59 206V209L60 207ZM94 206V205H93ZM92 206V207H93ZM102 206V205H101ZM104 206V205H103ZM116 206V205H115ZM70 207V208H71ZM74 207V206H73ZM81 207V206H79ZM87 207V204H86ZM3 208V206L1 207ZM15 208V207H14ZM23 208V207H22ZM58 208V207H57ZM85 208V207H84ZM84 208H82L83 210H85ZM98 208H100V206H98ZM97 208V209H98ZM8 209V208H7ZM91 209V208H89ZM94 209H96V207L94 206ZM95 210L97 212H99V210ZM103 209V208H102ZM122 209V208H121ZM120 209V210H121ZM13 210V209H12ZM258 210V211H255ZM3 211V210H2ZM1 211L0 214H2L3 212ZM16 211V209H15ZM75 211V209H74ZM83 211H81L82 213ZM85 212V211H84ZM65 213V212H64ZM86 213V212H85ZM85 213H83L85 215ZM92 213V212H91ZM94 213V212H93ZM106 213V212H105ZM76 214V211H75ZM74 214V215H75ZM87 214V213H86ZM116 214V213H115ZM66 215V213H65ZM63 215V216H65ZM78 215V214H77ZM114 215V214H113ZM118 215V214H117ZM69 216V215H68ZM101 216V215H100ZM45 217V218H44ZM62 217V216H61ZM60 217V218H61ZM66 217V216H65ZM104 217V216H103ZM116 217V216H115ZM63 218V217H62ZM67 218V217H66ZM64 218V219H66ZM51 219L54 221V223H57L58 221H56V218H52ZM58 219V218H57ZM107 219V218H106ZM113 219V218H112ZM60 220V219H59ZM69 220V219H68ZM108 220V219H107ZM227 220H235L237 222L243 223L245 225H247L248 227H256L255 230L252 231H243V232H238V234L234 235L229 233L230 230H227V227H225L224 225H227L229 223L226 224ZM50 221V220H49ZM61 221V220H60ZM63 221V219H62ZM37 222V221H36ZM36 222H34V224L32 225H36ZM71 222V221H70ZM75 224L71 225L69 228H63L60 230V232H69L71 231L72 227L77 226L78 224H82L83 223V216L80 215L76 218V220L74 221ZM92 222V221H91ZM234 222V221H233ZM50 223V222H49ZM53 223V222H51ZM50 223V224H51ZM65 224V223H64ZM116 224V223H115ZM21 225V224H20ZM32 225H29V227ZM63 225V224H62ZM67 225V223H66ZM16 226V225H15ZM242 226V224H241ZM246 226V228H247ZM17 227V226H16ZM49 227V225H48ZM104 227V226H103ZM33 228V227H32ZM96 228V226L94 227ZM107 227L104 228V230ZM230 228V227H229ZM101 229V228H100ZM108 229V228H107ZM111 229V228H109ZM237 229V228H236ZM243 229V228H242ZM4 230L2 231V233L4 232ZM8 230V229H6ZM54 230V229H53ZM89 230V229H88ZM87 230V231H88ZM241 230V229H240ZM15 231V230H13ZM91 231V230H90ZM93 231V230H92ZM91 231V232H92ZM101 232H103V228L102 230H100ZM229 231V232H228ZM236 231V230H235ZM80 232V231H79ZM95 232V231H94ZM134 232V231H132ZM233 233V231H231ZM7 233V232H6ZM87 233V232H86ZM84 233V234H86ZM98 236L99 234L96 233ZM96 234H91L93 236H96ZM67 235V234H65ZM83 235V234H82ZM81 235V236H82ZM102 235V233H101ZM132 234H130L129 236H131ZM3 235L0 233V246L3 247L5 245H8V238L6 237H2ZM69 236V235H68ZM72 236V235H71ZM64 237V236H63ZM84 237V235L82 236ZM89 239L92 241H94L95 237L92 239L90 238V235H88ZM100 237V236H99ZM53 238V237H52ZM62 238V237H61ZM60 238V239H61ZM87 238V235L85 237V240ZM98 238V237H97ZM66 239V236H65ZM50 240V239H49ZM72 240V239H71ZM70 240V242H71ZM109 240V238H108ZM37 241V240H36ZM42 241V240H41ZM46 241V240H45ZM62 241V240H61ZM83 241V239H82ZM89 241L88 239L86 240V242ZM10 242V241H9ZM40 242V241H39ZM48 242V240H47ZM64 242V240L62 241V243ZM77 242V241H76ZM86 242L83 244L84 246H87V244L90 242ZM122 242V241H121ZM33 243V242H32ZM42 243H44V241H42ZM60 243V241H59ZM73 243H75L73 241ZM101 243V242H100ZM108 243V242H107ZM69 244V243H68ZM78 244V243H77ZM98 244V243H97ZM137 244L139 245V247L144 248L143 250H145V253L143 252L142 255H135L132 254L133 253V249L136 248ZM32 247L35 245L31 244ZM42 245V244H41ZM52 245V243H51ZM56 245V244H55ZM74 245V244H72ZM82 245V247H84ZM79 246V245H78ZM97 246V245H94ZM94 246H92V248H94ZM40 247V246H39ZM42 247V246H41ZM57 247H59L57 245ZM62 247V246H61ZM67 248V245L65 246ZM98 247V246H97ZM96 247V248H97ZM122 247V246H121ZM27 248V247H26ZM28 248H30L28 246ZM27 248V250H29ZM45 248V247H44ZM48 248V247H47ZM50 248V247H49ZM95 248V249H96ZM60 249V248H59ZM65 249V248H64ZM63 249V250H64ZM78 250V248H75ZM91 249V248H90ZM95 249H93L95 251ZM125 249V248H124ZM123 249V250H124ZM24 250V249H22ZM27 250L25 251L27 253ZM35 249H32L31 251H33ZM54 250V249H52ZM58 250V249H57ZM62 250V251H63ZM67 250V249H66ZM72 250V247H71ZM92 250V249H91ZM92 250V252H93ZM65 251V250H64ZM63 251V252H64ZM137 251V248H136ZM30 252V251H29ZM34 252V251H33ZM32 252V253H33ZM59 252V251H58ZM62 252V253H63ZM70 252V250H69ZM135 252V251H134ZM25 253V254H26ZM48 253V252H47ZM53 253V252H52ZM51 253V254H52ZM57 253V252H56ZM89 253V252H88ZM25 254L22 253L23 256H25ZM30 254V253H29ZM35 255V253H33ZM42 254V253H41ZM50 254V255H51ZM58 254V253H57ZM76 254V253H75ZM93 254V253H92ZM17 255V254H16ZM32 255V254H31ZM44 255V254H42ZM41 255V256H42ZM54 255V254H53ZM52 255V256H53ZM62 255V254H61ZM64 255V254H63ZM86 255V254H85ZM88 255V254H87ZM86 255V256H87ZM100 255V254H99ZM135 255V256H134ZM28 256V255H27ZM33 256V255H32ZM66 256V255H65ZM76 256V255H75ZM81 256V255H79ZM77 256V257H79ZM31 256H29L30 258ZM45 257V255H44ZM51 257V256H50ZM113 257V256H112ZM47 258V255H46ZM55 258V257H54ZM68 258V257H67ZM20 259V258H19ZM18 259V260H19ZM25 259V258H24ZM31 259V258H30ZM41 259V258H40ZM40 259H38L40 261ZM49 259V258H48ZM61 258H59V261ZM63 259V258H62ZM76 259V257H75ZM87 259V257H86ZM86 259H81V260H86ZM117 259V258H116ZM12 260V258H11ZM23 260V258H22ZM21 260V263H22ZM44 260L46 261V259L44 258ZM65 260V259H64ZM68 260V259H67ZM26 261V259L24 260ZM29 262V260H27ZM37 261V260H36ZM35 261V262H36ZM38 261V262H39ZM42 261V260H41ZM52 262V260H50ZM73 261V260H71ZM87 261V260H86ZM13 262V261H12ZM33 262V263H35ZM48 262V261H47ZM55 262V261H54ZM63 262V260H62ZM60 262V263H62ZM74 262V261H73ZM83 262V261H82ZM133 262V260H132ZM42 262H40L39 264H41ZM49 263V262H48ZM11 264V263H9ZM26 264V263H25ZM50 264V263H49ZM55 264H57L55 262ZM72 264V263H71ZM79 264V263H78ZM81 264V263H80ZM85 264V263H84ZM119 264V262H118ZM130 264V263H129Z\"/></svg>",
    "mask_w": 264,
    "mask_h": 264
}]
</instances>
